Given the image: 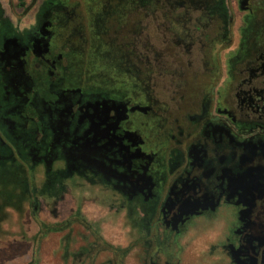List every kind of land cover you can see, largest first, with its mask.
Masks as SVG:
<instances>
[{
  "label": "flooded vegetation",
  "instance_id": "1",
  "mask_svg": "<svg viewBox=\"0 0 264 264\" xmlns=\"http://www.w3.org/2000/svg\"><path fill=\"white\" fill-rule=\"evenodd\" d=\"M40 1L0 0L20 264H264V0Z\"/></svg>",
  "mask_w": 264,
  "mask_h": 264
},
{
  "label": "rangeland",
  "instance_id": "2",
  "mask_svg": "<svg viewBox=\"0 0 264 264\" xmlns=\"http://www.w3.org/2000/svg\"><path fill=\"white\" fill-rule=\"evenodd\" d=\"M28 20V18L22 19L19 23V28L25 26ZM98 63L99 62L96 60L88 59L87 64H83L81 59L77 66L81 67L82 70L84 67L88 66L87 68L89 70L87 72L90 74L87 76L89 78H96L102 73H106L108 76H114L116 74V77H122L124 75L122 70L116 67L115 69H109V67L103 69ZM104 64L110 66L114 65L111 63ZM95 78L88 83V86L98 89L101 85H99L98 80ZM14 182V176H7L3 173L0 174V206H3L0 214V264H20V255L24 251L23 247L27 245V243H23V240L21 239L23 233L21 224L22 208L20 206L21 204L18 202L17 194L14 192ZM11 195H13V197H11ZM128 221L132 222V219H129ZM128 221L126 223H128ZM122 232L124 231L122 230ZM52 241V237L50 236L43 241L45 250H48Z\"/></svg>",
  "mask_w": 264,
  "mask_h": 264
}]
</instances>
